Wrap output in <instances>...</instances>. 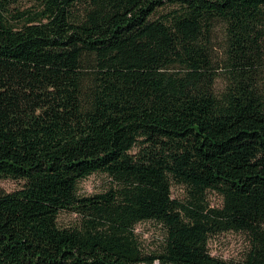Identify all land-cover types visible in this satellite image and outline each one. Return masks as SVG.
Instances as JSON below:
<instances>
[{"label":"trees","instance_id":"obj_1","mask_svg":"<svg viewBox=\"0 0 264 264\" xmlns=\"http://www.w3.org/2000/svg\"><path fill=\"white\" fill-rule=\"evenodd\" d=\"M22 1L0 0V179L23 181L0 264H264V0ZM96 172L113 184L80 194ZM226 231L240 260L210 251Z\"/></svg>","mask_w":264,"mask_h":264},{"label":"rangeland","instance_id":"obj_2","mask_svg":"<svg viewBox=\"0 0 264 264\" xmlns=\"http://www.w3.org/2000/svg\"><path fill=\"white\" fill-rule=\"evenodd\" d=\"M20 10L27 8H36V2L30 0H23L19 5ZM216 46L215 50L217 57H221V42L222 31L216 32ZM223 82L221 79L217 82V87L221 88ZM113 184L111 178L101 172H96L90 176L82 179L79 182L78 190L82 195L93 194L109 188ZM23 185V181L12 178L0 179V190L7 192L14 191ZM172 195L174 198L188 203L190 197L189 189L180 184H174L172 187ZM206 200L211 206L221 205V195L216 190H208L206 193ZM59 224L61 226H71L79 221L77 213L64 210L59 215ZM136 232L140 236L145 248L148 250L155 249L161 242L164 234L162 225L154 220L142 221L136 225ZM249 246V238L243 232L226 231L213 235L209 240V248L213 255L226 260H240L244 256V252Z\"/></svg>","mask_w":264,"mask_h":264}]
</instances>
